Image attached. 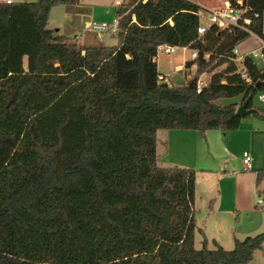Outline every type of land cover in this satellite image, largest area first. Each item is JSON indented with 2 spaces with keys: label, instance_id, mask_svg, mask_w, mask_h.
<instances>
[{
  "label": "trees",
  "instance_id": "16d2710c",
  "mask_svg": "<svg viewBox=\"0 0 264 264\" xmlns=\"http://www.w3.org/2000/svg\"><path fill=\"white\" fill-rule=\"evenodd\" d=\"M82 1L0 2V264L250 263L264 232L196 249L197 171L160 166L157 136L237 130L247 99L264 119V62L238 50L264 39V0H227L242 19L224 27L190 0H125L118 43L87 48L48 28ZM162 46L196 53L184 87L160 74Z\"/></svg>",
  "mask_w": 264,
  "mask_h": 264
},
{
  "label": "crops",
  "instance_id": "0c3cea01",
  "mask_svg": "<svg viewBox=\"0 0 264 264\" xmlns=\"http://www.w3.org/2000/svg\"><path fill=\"white\" fill-rule=\"evenodd\" d=\"M196 4L208 15L210 11L221 9L229 3L227 0H202ZM181 67L178 66V69ZM157 139L158 163H164L163 167L176 166L197 171L196 194L199 193L202 200L204 197L208 204L207 218L202 227L205 236L212 219L219 230L227 221L235 220L236 231L244 237L262 231L264 209L255 206V196L256 192H264V176L260 185L256 184V172H264V119L248 115L237 130L226 134L211 131L201 136L195 131L162 130L158 132ZM245 152H249L252 158L250 170H246L242 162ZM212 200L214 207L209 212ZM214 237L224 248H229L236 239L232 241L226 238L227 242L224 243L220 237Z\"/></svg>",
  "mask_w": 264,
  "mask_h": 264
},
{
  "label": "rangeland",
  "instance_id": "374dc122",
  "mask_svg": "<svg viewBox=\"0 0 264 264\" xmlns=\"http://www.w3.org/2000/svg\"><path fill=\"white\" fill-rule=\"evenodd\" d=\"M9 0H0V2H8ZM37 0H10V2H35ZM116 1L124 2L125 0H83L80 5L77 6H56L52 9L48 28L52 30H57L59 34L65 35L69 41H75L80 46L86 45H99V46H114L118 43L117 36L114 37L112 33H98L88 28V24L96 23H109L114 24L116 15L115 11L118 9ZM193 3L202 2V0H190ZM68 12V13H67ZM71 12V13H69ZM203 24L209 26L211 22L209 20V14L204 13L202 15ZM260 48V42L256 40L253 36L248 38L239 46V51L244 53H249L252 51H257ZM193 51L189 48H177L171 54H165L164 51L160 50L157 57L158 70L160 74L165 77V82L173 87H184L192 76L196 73V68L192 66L190 69H186L185 65L187 62L192 61ZM240 53V54H241ZM182 66L178 69V66ZM202 80L205 76L201 77ZM259 95V94H258ZM238 101V98L232 99H222L218 101L220 104H231ZM254 101V106L257 108H264V105ZM160 166H164V163H158ZM232 168H230V171ZM259 200H263V194L261 192H256L255 196V206L262 207V204H258ZM207 201L200 194H196L195 199V214L197 218L198 228L203 227L204 220L207 218ZM256 207V208H257ZM258 210H260L258 208ZM264 215V211L262 212ZM215 220H210V226L207 232V236L202 235L199 230H197L195 237V247L196 249L202 248V243L204 237H208L209 248H215L213 240L214 236L220 237L222 241L227 242L226 238L233 241L234 238L238 240H243L246 236L239 235L236 231V221H227L222 229H218ZM258 233H253L256 236L264 232V226L260 229ZM249 237V236H248ZM216 241V240H215ZM234 244L227 250L234 248ZM248 264H264V252L259 251L255 254L253 260Z\"/></svg>",
  "mask_w": 264,
  "mask_h": 264
},
{
  "label": "built area",
  "instance_id": "2783aa9c",
  "mask_svg": "<svg viewBox=\"0 0 264 264\" xmlns=\"http://www.w3.org/2000/svg\"><path fill=\"white\" fill-rule=\"evenodd\" d=\"M241 3L242 0H239ZM7 3H10L8 1ZM123 2L116 1V5L119 6ZM241 12L239 10H236L233 8L230 4L225 5L221 9H217L214 11L209 12V20L211 24H217L219 27H224L226 25H235L238 26V24L241 21ZM243 22L246 25L250 24L249 19H244ZM89 29H92L93 31H96L98 33H116L118 31V19H115L114 24H109V23H92L89 26ZM206 31V26H202L198 29L199 34H203ZM253 37L260 42V48L257 51H252L247 53L248 55L253 56L255 59H260L264 62V39H259L255 35ZM177 48L171 47V46H162L159 48V51L162 50L164 51L165 54H171L173 53ZM235 53H238V50L235 51ZM242 57V56H241ZM192 58H196V53H192ZM163 79V77H160ZM204 85V80L200 79L197 84V89L198 91H201L202 86ZM257 100L260 104L264 105V92L259 93L257 96ZM251 155L249 152H245L243 154L242 162L244 165V168L246 170L251 169ZM259 204H264L263 200H259Z\"/></svg>",
  "mask_w": 264,
  "mask_h": 264
},
{
  "label": "water",
  "instance_id": "95a60500",
  "mask_svg": "<svg viewBox=\"0 0 264 264\" xmlns=\"http://www.w3.org/2000/svg\"><path fill=\"white\" fill-rule=\"evenodd\" d=\"M195 64V60L189 61L186 63L185 68L190 69ZM257 89H260V85L257 84ZM250 99H247L242 105L238 107V114L242 116H248L256 112L255 109H248Z\"/></svg>",
  "mask_w": 264,
  "mask_h": 264
}]
</instances>
